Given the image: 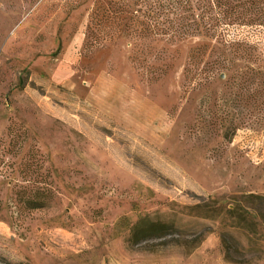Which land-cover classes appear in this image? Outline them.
I'll use <instances>...</instances> for the list:
<instances>
[{
  "label": "rangeland",
  "instance_id": "obj_1",
  "mask_svg": "<svg viewBox=\"0 0 264 264\" xmlns=\"http://www.w3.org/2000/svg\"><path fill=\"white\" fill-rule=\"evenodd\" d=\"M173 19L0 0V264H264V76L222 44L264 27ZM143 217L171 234L131 244Z\"/></svg>",
  "mask_w": 264,
  "mask_h": 264
},
{
  "label": "trees",
  "instance_id": "obj_2",
  "mask_svg": "<svg viewBox=\"0 0 264 264\" xmlns=\"http://www.w3.org/2000/svg\"><path fill=\"white\" fill-rule=\"evenodd\" d=\"M148 1L145 0V2ZM154 4L157 16L172 15L174 19L171 22L180 27L187 25L185 22L188 19L192 24L201 25L206 32H215L218 28L223 30L230 26L264 27V0H154ZM124 7L129 8L130 5L125 4ZM222 44L225 48L233 49L239 55L251 59L257 66L255 72L264 76V52L257 44L250 43L244 38L222 41ZM248 198H256L264 202V197L249 195ZM214 203L216 204L210 201V204L206 203L203 208L210 210L215 207ZM232 206L231 209H225V215L231 220L236 219L245 227L251 226L253 223L251 211L246 210L239 200H234ZM196 208L199 207L196 206ZM172 228L173 226L169 223L143 217L133 227L129 242L136 245L151 238H163L171 234L169 232ZM228 236V232L220 235L224 258L235 263L237 262L234 257L236 251L228 242ZM198 242L200 239L189 242V245L193 247Z\"/></svg>",
  "mask_w": 264,
  "mask_h": 264
}]
</instances>
